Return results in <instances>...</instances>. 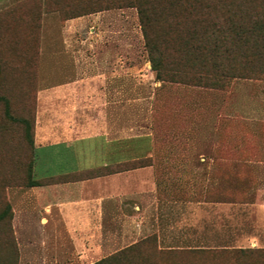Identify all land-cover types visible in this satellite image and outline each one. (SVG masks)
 Segmentation results:
<instances>
[{"label":"rangeland","instance_id":"374dc122","mask_svg":"<svg viewBox=\"0 0 264 264\" xmlns=\"http://www.w3.org/2000/svg\"><path fill=\"white\" fill-rule=\"evenodd\" d=\"M22 1L11 0L0 11ZM93 1H97L94 6L90 0L72 3L88 9L111 0ZM77 18L83 19L73 26L76 30L65 34L68 20L59 12L41 14L37 81L21 83L25 94L16 105L17 115L32 123L35 96L46 89L48 73L64 67L66 75H72L70 62L49 63V43L66 39L83 43L91 59L111 54V72L117 75L118 118L109 138L128 160L92 167L82 175L138 169L141 164L153 168L158 209L151 204V232L138 238L132 245L139 248L126 256L136 264H264V250L244 248L237 253L245 247L243 239L257 238L264 244V80L237 79L222 90L157 81L135 8H112L69 20ZM87 64L88 72L95 70L94 61ZM44 102L45 97H40L34 135L44 132ZM18 131L22 163L16 175L21 186H13L10 167L0 171V214L7 206L12 208L13 189L29 188L24 166L32 160L30 132L23 124ZM35 155L34 171L54 164L45 160L44 151ZM9 228L16 238L13 217ZM18 229L24 238V226ZM103 259L21 258L18 251L17 258L0 257V264H95Z\"/></svg>","mask_w":264,"mask_h":264},{"label":"crops","instance_id":"0c3cea01","mask_svg":"<svg viewBox=\"0 0 264 264\" xmlns=\"http://www.w3.org/2000/svg\"><path fill=\"white\" fill-rule=\"evenodd\" d=\"M10 1L0 0V6L6 8ZM82 19L66 21L64 33H73V26ZM47 48L49 63L68 61L73 70L69 76L64 67L55 71L59 75L48 73L46 89L38 91L36 129L43 96L45 120L44 132L35 135V151H44L45 160L54 164L34 171V180L128 160L118 153V143L109 138L118 118L112 55L87 58L83 43L67 39L49 43ZM88 61H94L95 70L88 72ZM157 186L153 168L145 166L91 179L13 189L11 205L19 256L106 258L131 246L151 232L150 206L154 203L153 208L158 209ZM20 226H24V238L19 235ZM243 242L245 247H239L237 253H243L244 248L264 250L257 238Z\"/></svg>","mask_w":264,"mask_h":264},{"label":"trees","instance_id":"16d2710c","mask_svg":"<svg viewBox=\"0 0 264 264\" xmlns=\"http://www.w3.org/2000/svg\"><path fill=\"white\" fill-rule=\"evenodd\" d=\"M73 1L25 0L0 11V171L5 166L14 171L13 186H21L20 175H16L17 169L21 172L22 163L18 131L21 124L29 129L32 156L24 166L26 187L104 175L83 176V171L34 180L37 105L35 102L31 124L17 115L16 105L23 94L21 83L37 81L43 12L57 11L62 19L69 20L112 8H135L157 81L222 90L237 79L264 80V0H111L105 6L88 9L74 5ZM90 1V5L97 2ZM145 166L148 164L138 168ZM12 217V208L8 206L0 214V229L6 227L0 232L2 258L18 257L17 243L9 228ZM138 248L139 245H132L95 264H136L126 252Z\"/></svg>","mask_w":264,"mask_h":264}]
</instances>
